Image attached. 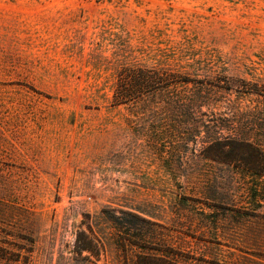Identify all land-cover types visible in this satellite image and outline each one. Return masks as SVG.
I'll list each match as a JSON object with an SVG mask.
<instances>
[{"label": "rangeland", "instance_id": "rangeland-1", "mask_svg": "<svg viewBox=\"0 0 264 264\" xmlns=\"http://www.w3.org/2000/svg\"><path fill=\"white\" fill-rule=\"evenodd\" d=\"M137 67L264 83V0H0V264H136L120 209L201 264H264V185L182 139L192 83L115 101Z\"/></svg>", "mask_w": 264, "mask_h": 264}, {"label": "trees", "instance_id": "trees-1", "mask_svg": "<svg viewBox=\"0 0 264 264\" xmlns=\"http://www.w3.org/2000/svg\"><path fill=\"white\" fill-rule=\"evenodd\" d=\"M190 83L191 90H180L183 97L178 101L191 102L190 111L197 120L180 125L188 128L182 139L187 140L190 135L197 141L201 136L204 157L223 163L229 178L239 179L260 192L264 185V83L230 75L217 76L205 83L155 68L137 67L120 72L114 99L118 103L125 102L144 93L170 92L171 84ZM201 103L214 104L207 123L198 114ZM218 104L226 110H214ZM202 126L205 128L203 136ZM120 212L119 217L113 218L118 244L133 255L136 264H201L192 254L160 238L155 229L158 223L131 211L120 209ZM81 247L91 248L86 243Z\"/></svg>", "mask_w": 264, "mask_h": 264}]
</instances>
